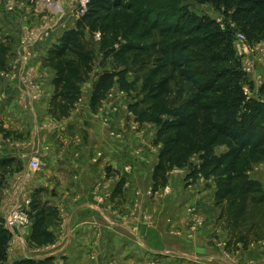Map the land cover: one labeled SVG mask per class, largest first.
I'll return each instance as SVG.
<instances>
[{"label":"trees","instance_id":"1","mask_svg":"<svg viewBox=\"0 0 264 264\" xmlns=\"http://www.w3.org/2000/svg\"><path fill=\"white\" fill-rule=\"evenodd\" d=\"M174 1L171 10L164 12L152 6L136 10L124 0H89L75 26L59 37L42 60L43 67L55 72L49 115L57 121L68 118L83 98L82 84L89 80H93L89 108L98 113L116 85L130 88L127 76L133 67L152 62L150 101L130 109L140 123L157 122L154 143L160 151L152 174L153 192L168 186L171 171L189 168L188 184L199 179L215 181L214 203L224 211L239 193L246 197L260 188L247 171L249 164L264 162V99L255 95L256 85L243 67L236 36L241 29L250 41L264 40V0H195L212 4L220 19ZM119 9L135 10L136 29L142 23L150 27L141 34L143 39L156 30L162 40L116 47L113 26ZM87 32H100L99 55L89 46ZM10 51L11 45L0 41L2 72L9 71ZM1 131L6 137L13 134ZM218 148L224 149L219 153ZM22 167L17 158L0 159V188ZM45 192L37 188L29 202V218L34 220L32 246L56 240L49 221L58 209L46 200ZM12 239L0 218V264H8ZM53 261L52 257L23 258L9 264Z\"/></svg>","mask_w":264,"mask_h":264},{"label":"rangeland","instance_id":"2","mask_svg":"<svg viewBox=\"0 0 264 264\" xmlns=\"http://www.w3.org/2000/svg\"><path fill=\"white\" fill-rule=\"evenodd\" d=\"M124 2L127 4L133 3L136 10H139L140 6H152L155 11L164 10L165 12L170 11L176 1L124 0ZM179 2L178 6L188 5L193 12L198 14H209L218 19L221 18V13L212 4H199L195 0H179ZM83 4L82 0H0V41L11 45L8 56L9 71H0V104L2 105L0 112H5L3 106L7 103H10V107L14 106L16 109L19 108L20 112H24L23 117H17V115L13 117L17 121L22 119L20 125L22 127H20V130L11 129L10 132L13 134L9 138L12 142L17 139L22 145L20 146L22 151L24 149L26 151V148L29 147V139L34 134L33 118L35 116L32 112L36 109L39 121H41L43 113H45L46 108L48 110L50 102L48 85L50 78H54L55 72L50 68L43 67L42 60L51 47L56 44L59 37L75 26L81 15ZM114 18L113 40L116 47L128 42L150 44L154 40H162L156 30L147 39L141 37V34L150 30V27L148 25L143 26L142 23L139 29L135 28V22L138 18L135 10L119 9L116 11ZM238 34L246 36V40L237 41L236 43L239 57L250 79L256 85L255 95L264 99V92H261L264 90V40L260 42L250 41L247 33L241 29L238 30ZM100 35V32H87L88 44L95 50L97 55L100 51ZM152 67V62L145 66L133 67L127 76L131 84L130 88L125 90L116 85L108 93L107 99L96 114L91 112L89 105H85L88 96H91L93 80L82 84L84 98L80 106L79 120L76 124L65 123L67 125L65 128V145L69 146V154L71 155L70 162L65 164V184L68 185V188L77 190L71 183L75 175L74 172H82L88 168L90 171H94L93 180H97L96 177H99L100 172L105 169L108 177L109 175H114V177L117 175L112 178L114 181L112 180V184L108 186V189L113 186L112 193L108 196L111 200H105L108 194L106 192L100 193L101 191H99L97 196L99 202L104 203L108 208L111 207L112 215L117 217L125 213L129 215V211H126L124 204H133L134 211L132 210V214L135 222L141 221L146 228L150 229L153 225V218L162 217V206L176 201L181 207L189 206L187 210L188 237L193 238L205 229L210 222L211 218L206 211L204 212L199 207L197 201L211 202L210 196L212 195L209 194L213 192V189H216L213 188V186L215 187V181L199 179L188 184L185 177L189 168L175 169L169 173L170 182L168 186L156 193L153 192L152 174L160 151V145L154 143L157 122L151 120L140 123L136 121V117L130 109L132 105L139 103L146 106L150 101L149 91L153 84L150 76ZM16 120H14V123H17ZM3 126H6V121L0 114V146H3L4 142L6 144L9 142L8 140L4 141L5 137L1 131L4 128ZM41 129L39 127L37 151L32 155V158H38L41 161V169L33 171L29 169V166L26 168L21 161L23 167L19 171V182L21 175L27 174H29L26 177L28 183L31 180L43 181L42 177L50 172L49 168L51 166L48 165L50 153L49 146L45 141V127L43 126ZM17 134H21L22 137L18 138ZM57 138L60 140V136H54V138L50 136L51 142H54ZM217 151L220 153L223 148H218ZM87 156L92 159L85 160ZM193 161L196 162L197 159L195 158ZM247 175L250 179L259 182V190L246 197L239 193L228 201L224 211L214 203V199L212 200V207L216 206L221 210L220 214L217 212L216 215L212 214L214 215L213 220L215 219V227L211 230L213 231L211 235L216 238L213 243L216 247H221L223 252L235 264H256L250 256L247 258L246 263L237 262L236 256L241 254L240 251L243 248L247 249L253 243L264 240V162L249 164ZM55 176H57L55 181L59 182V175ZM64 178L62 177V179ZM51 179H54V177H51ZM116 181L118 182L116 183ZM7 184L8 181L6 180L4 186L0 188V200L4 196V189ZM118 186L121 188L120 192H117ZM39 188L46 189L44 197L46 200H50L58 209L53 198L55 192L48 187L39 186ZM94 189H96V186ZM187 191L195 194V196H197L198 191L199 193L206 191L207 195L202 198L197 197L190 203L189 199L182 198ZM33 192L28 196L29 199H31ZM22 197L21 201L25 199V196ZM112 203L115 204L112 205ZM156 203H158V208L154 210L153 205ZM17 206L20 211L29 216L28 207L24 206L22 208L21 204ZM60 213L58 209V213L52 215L49 221V228H56V233L53 232L54 235L56 234L54 243L45 246H32L28 237L23 236L21 240L12 239L7 263H14L23 258L42 260L52 257L53 264H78V260L75 263L70 258L65 257L64 224L66 222H64L65 218L60 217ZM172 221L170 219L169 223ZM33 222L34 220L29 219V223H25L23 228L29 227ZM138 226L137 224L135 228L138 229ZM178 235H181V232ZM220 237L223 238V241ZM226 239L228 241H225ZM58 245H62L59 248V253L53 254V250L56 251L53 247ZM262 247H264V244H262ZM112 252V262L115 261L113 260L114 257L122 256V254H118V251ZM125 252L127 254L131 253V251ZM108 255L102 253L101 257L98 255L99 258L92 256L93 260L82 261L81 263L101 264L102 258H108ZM107 261L108 259H105L104 263L107 264ZM134 262L135 264H155L153 261L146 260H134Z\"/></svg>","mask_w":264,"mask_h":264},{"label":"crops","instance_id":"3","mask_svg":"<svg viewBox=\"0 0 264 264\" xmlns=\"http://www.w3.org/2000/svg\"><path fill=\"white\" fill-rule=\"evenodd\" d=\"M52 81L53 78H50L48 85L50 89L49 99H51L53 93ZM89 99L90 95L85 105H89ZM82 100L77 104V107L72 111L71 115L61 121H57L49 115V106L48 110L46 108L45 113H43V119L39 121L38 112L34 109L32 112L35 116L33 118L34 134L29 139V147L26 148V151H24L25 149L23 151L21 150L20 146L22 145L17 139H14L12 142L9 140L10 137H6L3 132L5 137L4 141L8 140L9 142L7 144L4 142V145L0 146V159L17 158V160L22 161L25 167L28 168L30 159L32 155L36 153L39 144V127L41 129L44 126L45 141L49 146L50 153L48 165H50L51 168H49V174L47 173L42 177L43 181L31 180L29 181L30 183H28L26 176L21 175V180L19 182L20 172L14 173V176L11 175L7 177L8 184L5 186L4 196L2 197L0 205V218L4 220L9 210L18 204H21L22 208L24 206L26 208L28 207L27 209L29 210L30 199L28 196L31 195L34 188L37 189L39 186H43L55 192L53 198L61 212L60 217L62 216V218H65L64 222H66L64 224L65 257L70 258L71 261L75 263L77 260L78 264L82 261H90L93 260L92 256L99 258L102 253H107V255L109 254L108 258H102L101 264H105V259H108L107 264H135L134 260L153 261L155 264H235V262L231 261L229 256L223 252L221 247H216L213 243L216 238L214 235H211L213 232L211 230L215 227V219L213 220L214 215L212 214L216 215V212L218 214L221 212L216 206L212 207L215 189L209 194L212 195L210 196L211 202L197 201L199 207H201L204 212L206 211L211 219L205 229L200 231L193 238H190L188 237L187 215L189 206L181 207L176 201L172 204H164L162 206V217H158L157 219L153 218V225L150 229L146 228L141 221L135 222L134 215L132 214L134 208L133 204H124L126 211H129V215L127 213L120 214V217L112 215L111 213H113V211L111 207L108 208L107 205L99 202L97 196V192L99 191H101L100 193L106 192L108 194L105 200H111L108 196L112 193L113 186L111 189H108V186L112 184V178H115L117 175L115 177L114 175H109L108 177V173L105 169L100 172L99 177H96L97 180H93L94 171H90L88 168L82 172H74L75 175L71 183H73V186H75L74 188H77L79 192L68 188L64 178L65 164L70 162L71 155L69 154V146L65 145V128L67 126L65 123H77L79 120L78 116L81 113L80 106L82 105ZM1 106L0 104V110L2 109ZM3 107L5 112H0L6 121V126H3V129L7 131H11V129L20 130V127H22L20 126L22 124V119L17 121L13 119V117H15V115H17V117H23L24 112H20L19 108L16 109L14 106L10 107V103L5 104ZM14 120H16L17 123H14ZM50 136L53 138L54 136H60V140L57 138L54 142H51ZM82 159L84 158L82 157ZM91 159L92 158L88 156L85 158V160ZM108 170L107 168V171ZM55 175H59V182L55 181L57 177ZM51 177H54V179H51ZM62 177L64 179H62ZM117 182L118 181H116V183ZM95 186L96 189H94ZM213 188L215 187L213 186ZM175 195L177 196V194ZM196 195L197 196L187 191L182 198L189 199V202L192 203V200L197 197H206L207 192L203 191V193H199L198 191ZM22 196H25L23 201H21L23 198ZM114 204L115 203H112V205ZM156 208H158V203L153 205V209L156 210ZM144 210L146 211L147 208ZM170 219L173 220L171 222L172 224L169 223ZM137 224L139 225L138 229L135 228ZM55 229L50 228L52 232L56 233ZM32 232L33 223L27 228L18 230L13 239L21 240L23 236L29 238ZM179 232H181V235H178ZM58 239L59 237L57 240ZM220 239L223 241V238L220 237ZM225 241L228 240L226 239ZM262 244H264V240L253 243L247 249L243 248L240 251L241 254L239 256L237 254L236 256L237 262L246 263L247 258L250 256L254 263L264 264V247H262ZM62 245L53 247L56 249V251L53 250V254L59 253V248ZM112 251H118V254H122V256L119 255L114 257L113 260L115 261L112 262ZM125 251H131V253L127 254ZM124 252L125 254H123Z\"/></svg>","mask_w":264,"mask_h":264},{"label":"built area","instance_id":"4","mask_svg":"<svg viewBox=\"0 0 264 264\" xmlns=\"http://www.w3.org/2000/svg\"><path fill=\"white\" fill-rule=\"evenodd\" d=\"M82 1L84 2V4H83V8L80 13L81 15L85 12L86 6L89 0H82ZM236 37H237V41L246 40V36L244 34H238ZM29 169H32L33 171H39L41 169V161L38 158L30 159ZM27 175L29 176V174ZM27 175L25 176L28 177ZM29 219H30L29 216L25 215L24 212L20 211L18 206H14L13 208L9 210L8 214L6 215L4 219V224L12 232L13 238H14L17 231L25 227L24 225L25 223L27 222L29 223Z\"/></svg>","mask_w":264,"mask_h":264}]
</instances>
